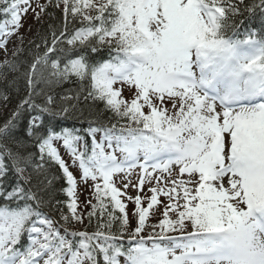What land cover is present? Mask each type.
Segmentation results:
<instances>
[{
	"label": "snow or ice",
	"instance_id": "obj_1",
	"mask_svg": "<svg viewBox=\"0 0 264 264\" xmlns=\"http://www.w3.org/2000/svg\"><path fill=\"white\" fill-rule=\"evenodd\" d=\"M50 6L0 122V264H264V0H0V78Z\"/></svg>",
	"mask_w": 264,
	"mask_h": 264
},
{
	"label": "trees",
	"instance_id": "obj_2",
	"mask_svg": "<svg viewBox=\"0 0 264 264\" xmlns=\"http://www.w3.org/2000/svg\"><path fill=\"white\" fill-rule=\"evenodd\" d=\"M46 3V0L45 2ZM48 13H52V15H48ZM240 19H244V17H241ZM4 20L3 16H0V22ZM64 20H63V14L60 9L52 8L51 6L47 9V11L42 15L41 19L37 21L34 19V22L30 26L27 35L23 38V43H19L17 47H22L24 51L20 53L18 57V62L20 63V69L18 72H8L7 73V80L0 78V92H5L9 96V101L7 105L5 106V103L3 101H0V122L3 121L4 118H6L11 110L15 107L16 103L19 101L20 97H22L26 92V85L25 80L23 77V72L26 69L27 62L31 60L30 52H35V48L32 43H41V40L43 37L49 35V25H53L57 30L62 26ZM245 24L249 26H254L257 29H259L261 25V16L259 13L256 14L255 17L252 18L251 21L245 20ZM16 47V48H17ZM106 55V53H105ZM9 60H12V55L8 58ZM14 77H17V83L14 87L8 86V81H11ZM40 87H44V85H40ZM75 85L72 84H64L62 86H56L54 88V91L56 93H66L70 89H73ZM19 89L17 91L16 89ZM91 102H89L90 104ZM88 108H85V115L88 114ZM23 123V122H22ZM62 123L66 124L67 126H72L75 124L77 127H80L79 121H63ZM54 174L58 177L62 174L59 172L54 171ZM66 186L64 184V181L62 179H57L54 181L53 189L51 195L55 199L65 200L66 197L63 193L59 192L58 190L62 187ZM94 202V201H93ZM89 209H86L84 212H87ZM45 211H49L48 209H45ZM66 211V209H65ZM56 218L58 219V215H56ZM85 224H87V219H85ZM77 228H82L83 226L77 225ZM91 231V229H89Z\"/></svg>",
	"mask_w": 264,
	"mask_h": 264
},
{
	"label": "rangeland",
	"instance_id": "obj_3",
	"mask_svg": "<svg viewBox=\"0 0 264 264\" xmlns=\"http://www.w3.org/2000/svg\"><path fill=\"white\" fill-rule=\"evenodd\" d=\"M39 2L41 4H43L45 2V0H39ZM33 7H35V0H33ZM37 11H39V9H37ZM34 19H35V16L31 10H29V12L26 15L22 16V20H21L22 26L18 30L17 35L12 36L9 39V42L7 44V49H8L7 59L11 56L14 49L20 43L18 36H23V38H24L27 35V32H28L30 26L32 25V23L34 22ZM5 58L6 57H5L4 51L0 50V61H3ZM123 95L125 96V98H129L131 96V93L125 88ZM62 155L64 156L65 160L69 163V165H71L70 157L66 153H64L63 150H62ZM70 171L73 172V174L77 177V180H78V186H77V196L79 198L78 211L84 212L86 209H88L85 205V202L88 199H91V191H92L91 181H89L87 184L82 183L79 180L78 170L74 167H70ZM117 179H119V178H117ZM131 179L133 180V182H135L137 178H136V176H133ZM131 188L132 187H129V189L127 190L128 194H129V191ZM132 189L135 191V194H136V190L134 188H132ZM141 195H143V193H141ZM133 207H134V205L131 202H129L128 203V211H129L130 215H131V211H132Z\"/></svg>",
	"mask_w": 264,
	"mask_h": 264
}]
</instances>
